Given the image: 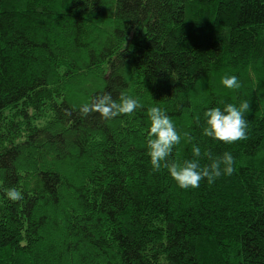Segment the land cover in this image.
<instances>
[{"label": "trees", "instance_id": "obj_1", "mask_svg": "<svg viewBox=\"0 0 264 264\" xmlns=\"http://www.w3.org/2000/svg\"><path fill=\"white\" fill-rule=\"evenodd\" d=\"M104 93L143 107L81 112ZM241 98L244 139L202 135ZM151 105L192 137L172 159L198 143L233 173L153 170ZM0 264H264V0H0Z\"/></svg>", "mask_w": 264, "mask_h": 264}, {"label": "clouds", "instance_id": "obj_2", "mask_svg": "<svg viewBox=\"0 0 264 264\" xmlns=\"http://www.w3.org/2000/svg\"><path fill=\"white\" fill-rule=\"evenodd\" d=\"M250 75H252L250 73ZM253 80L255 76L253 75ZM221 83L227 89H239L241 83L237 75L225 74ZM143 107L138 98L127 93H121L119 102L109 93L94 97L90 103L81 105V112L87 113L91 108L102 112L105 117L116 116L121 113H132ZM250 109V101L241 98L238 103H223L222 106L206 107L202 112L203 126L201 133L225 144L242 140L247 135L246 114ZM148 132L146 139V154L153 170L159 171L162 167L167 170L170 177L180 188L199 187L200 181L207 179L214 181L221 175H231L234 170V157L230 151H224L219 156L210 152L202 153L201 146L193 143L191 158L177 161L172 159L174 146L181 142L182 137L191 141L188 132H179L166 110L158 105H151L146 110ZM202 159L206 160L202 163ZM7 196L13 200L20 194L10 189Z\"/></svg>", "mask_w": 264, "mask_h": 264}]
</instances>
